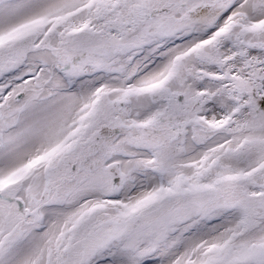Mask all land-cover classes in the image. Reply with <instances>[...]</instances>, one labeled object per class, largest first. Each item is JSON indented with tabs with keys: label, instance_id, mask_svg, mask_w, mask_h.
Segmentation results:
<instances>
[{
	"label": "snow or ice",
	"instance_id": "6c2138e0",
	"mask_svg": "<svg viewBox=\"0 0 264 264\" xmlns=\"http://www.w3.org/2000/svg\"><path fill=\"white\" fill-rule=\"evenodd\" d=\"M0 264H264V0H0Z\"/></svg>",
	"mask_w": 264,
	"mask_h": 264
}]
</instances>
